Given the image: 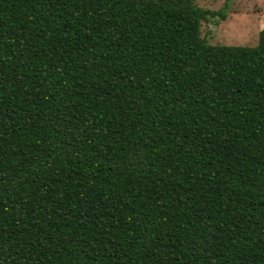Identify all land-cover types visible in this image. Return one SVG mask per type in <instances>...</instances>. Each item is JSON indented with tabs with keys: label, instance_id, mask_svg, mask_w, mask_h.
Wrapping results in <instances>:
<instances>
[{
	"label": "trees",
	"instance_id": "1",
	"mask_svg": "<svg viewBox=\"0 0 264 264\" xmlns=\"http://www.w3.org/2000/svg\"><path fill=\"white\" fill-rule=\"evenodd\" d=\"M193 0H0V264H264V26Z\"/></svg>",
	"mask_w": 264,
	"mask_h": 264
},
{
	"label": "rangeland",
	"instance_id": "2",
	"mask_svg": "<svg viewBox=\"0 0 264 264\" xmlns=\"http://www.w3.org/2000/svg\"><path fill=\"white\" fill-rule=\"evenodd\" d=\"M202 9L219 15L201 23V37L212 45L255 46L264 26V0H193Z\"/></svg>",
	"mask_w": 264,
	"mask_h": 264
}]
</instances>
